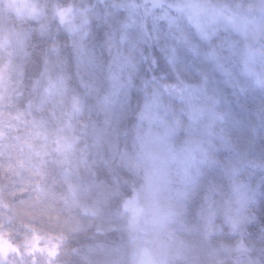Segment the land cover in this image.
I'll return each instance as SVG.
<instances>
[{
	"label": "clouds",
	"instance_id": "9594fccd",
	"mask_svg": "<svg viewBox=\"0 0 264 264\" xmlns=\"http://www.w3.org/2000/svg\"><path fill=\"white\" fill-rule=\"evenodd\" d=\"M0 264H264V0H0Z\"/></svg>",
	"mask_w": 264,
	"mask_h": 264
}]
</instances>
